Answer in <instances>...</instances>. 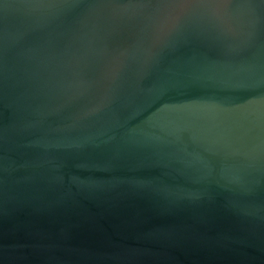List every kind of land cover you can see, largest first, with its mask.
<instances>
[{
  "label": "water",
  "instance_id": "95a60500",
  "mask_svg": "<svg viewBox=\"0 0 264 264\" xmlns=\"http://www.w3.org/2000/svg\"><path fill=\"white\" fill-rule=\"evenodd\" d=\"M0 264H264V0H0Z\"/></svg>",
  "mask_w": 264,
  "mask_h": 264
}]
</instances>
